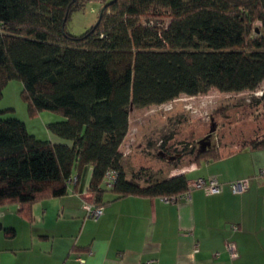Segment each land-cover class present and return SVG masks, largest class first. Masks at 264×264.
<instances>
[{"label":"trees","instance_id":"obj_1","mask_svg":"<svg viewBox=\"0 0 264 264\" xmlns=\"http://www.w3.org/2000/svg\"><path fill=\"white\" fill-rule=\"evenodd\" d=\"M89 1L0 0V113L9 110L1 102L17 79L33 110L65 115L47 124L46 139L22 119L0 116V208L66 195L87 169L86 190L98 206L109 202L106 192L114 200H174L190 190L187 172L146 173L144 183L146 168L128 175L121 148L130 106L212 88L255 91L264 81V0H101L96 23L80 35L69 32L71 13ZM250 145L264 147V136ZM188 147L181 151L191 164L226 155L216 146Z\"/></svg>","mask_w":264,"mask_h":264},{"label":"crops","instance_id":"obj_2","mask_svg":"<svg viewBox=\"0 0 264 264\" xmlns=\"http://www.w3.org/2000/svg\"><path fill=\"white\" fill-rule=\"evenodd\" d=\"M185 172L189 180L216 177L222 190L193 188L189 198L170 201L114 200L106 192L109 202L95 219L87 210L98 206L86 190L87 169L66 195L6 205L0 208V264H264V147L248 144ZM244 177L249 186L235 191L232 183Z\"/></svg>","mask_w":264,"mask_h":264},{"label":"rangeland","instance_id":"obj_3","mask_svg":"<svg viewBox=\"0 0 264 264\" xmlns=\"http://www.w3.org/2000/svg\"><path fill=\"white\" fill-rule=\"evenodd\" d=\"M101 0H90L83 9L74 10L67 23L69 32L80 35L92 27L100 14ZM23 83L12 80L5 88L1 117H18L30 131L48 137L49 122L65 119L59 111L44 109L30 112L23 95ZM130 111V130L122 145L124 165L131 176L141 168L140 183L152 174L165 178L182 173L191 165L188 150L216 146L232 153L264 136V81L255 91L226 93L212 88L207 93L180 97L160 105ZM37 112V113H36ZM164 144V146H163ZM148 173V175L146 174Z\"/></svg>","mask_w":264,"mask_h":264},{"label":"built area","instance_id":"obj_4","mask_svg":"<svg viewBox=\"0 0 264 264\" xmlns=\"http://www.w3.org/2000/svg\"><path fill=\"white\" fill-rule=\"evenodd\" d=\"M114 177H115V172L111 171L105 178V184L107 186H110L113 183ZM76 180H77V175L74 176L70 181L71 183H74ZM232 185L235 191H243L247 189V187L249 186L248 178L247 177L241 178L233 182ZM189 187H190V190H188L185 194H183L182 196L176 199H179L181 197L189 198L190 191L193 188H204L209 193H218L222 190V183L216 177H208V178L200 177L195 180H190ZM163 198L170 201L169 198H166V197H163ZM176 199L174 198V200ZM87 210L90 216H92L95 219H99L104 212V206H93V205L87 206ZM228 248L232 252L233 255H237L235 245L232 242L228 243Z\"/></svg>","mask_w":264,"mask_h":264},{"label":"water","instance_id":"obj_5","mask_svg":"<svg viewBox=\"0 0 264 264\" xmlns=\"http://www.w3.org/2000/svg\"><path fill=\"white\" fill-rule=\"evenodd\" d=\"M101 14H102V11H101ZM101 14H100V17H101Z\"/></svg>","mask_w":264,"mask_h":264}]
</instances>
